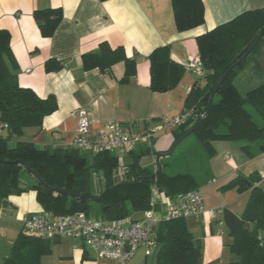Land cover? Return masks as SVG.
Wrapping results in <instances>:
<instances>
[{
  "label": "trees",
  "instance_id": "trees-1",
  "mask_svg": "<svg viewBox=\"0 0 264 264\" xmlns=\"http://www.w3.org/2000/svg\"><path fill=\"white\" fill-rule=\"evenodd\" d=\"M171 7L179 32L204 22L202 0H171ZM32 17L40 34L50 37L62 19V11L59 7L36 8ZM259 34L261 37L252 52L228 72L208 104L211 92L222 75L248 50ZM195 41L204 76L197 77L185 97L184 110L192 113L183 125L175 128L174 139L189 129L196 117L203 113V120L192 135L208 155L214 154L211 142L220 140L237 142L249 158L264 152V81L244 93L234 82L248 63L258 66L255 55L264 42V7L242 11L199 34ZM146 57L150 90L165 92L173 88L185 66L172 59L169 45L155 47ZM81 58L83 68L87 70H108L122 61L125 71L121 82H127L136 72L135 59L125 55L123 46L112 48L101 42L97 51L82 54ZM51 62H54L53 66ZM45 67L47 70H59L62 65L49 59ZM17 68L10 34L0 29V126L4 130L0 133V159L4 160L0 161V202L10 195L32 190L43 210L51 214L81 210L95 217L115 219L151 209L153 187L171 198L198 188V183L189 173L166 174L161 159V171L152 177V169L139 165L142 153L133 155L125 170L118 175L115 172L118 156L112 151L89 154L67 145L41 148L27 140L10 144V139L22 136L25 128H40L44 117L57 109L54 95L41 98L31 88L18 84ZM15 160L25 161L44 183L23 165L14 163ZM91 170L101 175L103 188L97 193L90 190ZM27 176L32 182L21 185ZM260 181L258 172L238 174L221 187L223 191H248L240 215L226 208L222 210L223 223L231 238L228 247L235 256L229 264H264V189L259 185ZM114 185L116 187L111 189ZM155 238L158 243L155 264H199L201 243L193 238L184 218L162 220L156 228ZM55 240L25 235L20 231L2 264H43L42 257L51 253Z\"/></svg>",
  "mask_w": 264,
  "mask_h": 264
},
{
  "label": "crops",
  "instance_id": "crops-1",
  "mask_svg": "<svg viewBox=\"0 0 264 264\" xmlns=\"http://www.w3.org/2000/svg\"><path fill=\"white\" fill-rule=\"evenodd\" d=\"M202 1L204 22L179 32L175 26L171 0H0V29L10 34L11 51L18 67V84L31 88L41 98L52 94L57 101V109L44 117L40 128H25L22 136L10 139V144L27 140L41 148L65 145L74 136L78 108L89 106L91 133L104 129L108 122L113 121L131 131L150 135L130 149L112 151L118 156L116 174L118 169L122 172L125 170L133 155L141 153L139 165L155 172V152L168 150L174 140L175 128H161V120L184 110L185 97L197 76L185 69L173 88L165 92L152 91L149 88V61L146 56L155 47L167 44L172 59L185 64L189 57H198L196 36L242 11L264 7V0ZM47 7L61 8L62 19L52 36L43 37L32 11ZM101 42H106L112 48L123 46L125 55L135 59V75L127 82H121L125 71L122 61L104 71L83 68L82 54L97 51ZM49 59L60 62L62 67L47 70L45 62ZM259 63L258 72L264 74ZM50 65L53 66L54 62ZM211 145L213 155H208L199 146L197 155L201 163L191 175L198 183L197 190L203 197L205 207L216 208L217 211L214 218L204 214L185 220L193 238L201 243L198 263L229 264L235 260V256L228 247L231 238L223 223L222 210L226 208L240 215L248 191H223L221 187L238 174L252 172H258L263 183L264 152L249 158L237 142L220 140L212 141ZM261 181L259 185L262 187ZM24 197L22 206L16 209L14 205L10 208L12 212H9L13 216V210L16 211L20 230L21 219L26 214L43 210L34 191L29 190ZM166 197L162 192L152 204L151 210L155 216L163 212ZM11 202L16 204L14 198ZM6 207H9L8 202ZM144 212L134 214L141 216ZM219 228L222 232L218 231ZM5 229H8L7 226L0 227V264L12 245ZM157 248L156 241L152 251L146 255L140 247L125 264H155ZM42 263L115 264L99 259L80 240L64 237L55 240L51 253L42 257Z\"/></svg>",
  "mask_w": 264,
  "mask_h": 264
},
{
  "label": "built area",
  "instance_id": "built-area-1",
  "mask_svg": "<svg viewBox=\"0 0 264 264\" xmlns=\"http://www.w3.org/2000/svg\"><path fill=\"white\" fill-rule=\"evenodd\" d=\"M184 66L197 77L204 76L199 57H189ZM89 112V106L78 108L74 136L65 145L89 154H97L130 149L143 138L150 137L148 133L131 131L113 121L108 122L104 129L91 133ZM191 113V110H184L174 116L163 117L160 127L177 128L187 121ZM2 130L0 126V133ZM118 174H122L119 169ZM152 194L153 204L162 192L153 187ZM216 211V208L205 207L201 193L195 189L174 198L167 196L164 210L158 217L151 209L141 216L128 214L115 219L95 217L81 210L58 215L40 210L29 212L21 219V232L48 239L63 237L78 239L91 248L99 259L125 264L140 247L144 249L146 255L152 251L156 244V228L162 220L196 218L204 214L214 218ZM218 231L222 232L220 228Z\"/></svg>",
  "mask_w": 264,
  "mask_h": 264
},
{
  "label": "rangeland",
  "instance_id": "rangeland-1",
  "mask_svg": "<svg viewBox=\"0 0 264 264\" xmlns=\"http://www.w3.org/2000/svg\"><path fill=\"white\" fill-rule=\"evenodd\" d=\"M255 56L257 62H260L259 64L264 69V42L258 47ZM262 81H264V74L259 73L254 64L250 62L238 73L234 82L239 91L244 93L246 90L261 83ZM198 148L199 143L196 137L190 134L176 145L172 154L161 158V162L164 165L163 171L168 175H174L177 173H193V170L199 167L201 163V160L197 155ZM24 179L25 181H22L21 185L30 184L32 182L31 178L28 176ZM261 185L264 188V182L262 183L261 181ZM89 186L93 193H97L103 188L99 172L90 171ZM28 192L29 190H26L18 195H11L7 201L9 207H3L1 203L2 214L0 218V227L7 226L8 229H5V231H8L7 238L10 239L12 243L21 230L18 221H16V211L13 210L14 213H12L13 216H11V213L9 212H12V209L10 208L14 205H16V209L21 207L22 203H24V196H26ZM12 198H14L16 204L11 202ZM225 229L227 228L225 227Z\"/></svg>",
  "mask_w": 264,
  "mask_h": 264
},
{
  "label": "water",
  "instance_id": "water-1",
  "mask_svg": "<svg viewBox=\"0 0 264 264\" xmlns=\"http://www.w3.org/2000/svg\"><path fill=\"white\" fill-rule=\"evenodd\" d=\"M260 37H261V34L258 35V37L256 38L255 42L248 48V50L244 54H242L241 57L238 58L233 64H231L230 67L228 68V70L222 75L219 83L216 84V86L213 88V90L211 92V95H210L209 100H208V104L211 103L212 97H213L214 93L217 92V90L219 89L221 83L223 82V80L227 76L228 72L230 70H232L238 63H240L241 61H243L252 52V50L254 48V45L259 41ZM203 116H204V114L197 116L195 122L193 123V125L189 129H187L183 134H181L179 137H177L176 139H174L173 142H172V144L168 148V150L162 151V152H158L156 154L155 159H154V162H155V165H156V171L152 174V177H156V175L161 171V164L159 162V159L162 158V157H165V156H168V155L172 154V152L174 151V149H175V147H176V145L178 143H180L184 138H186L187 136H189L190 134H192L196 129H198L199 126H200V124H201V122H202V120H203ZM0 161H4V160L0 159ZM14 163H20L21 165H23L32 174V176H34L38 181L44 183L36 175V173H34L28 167V165L25 163V161H23V160H15ZM135 182H138V180H136ZM122 184H124V183H122ZM115 187H116V185L112 186L111 189H113ZM56 191L65 192L64 190H56ZM68 194L71 195L72 193L68 192ZM78 196H83V195H78ZM2 205L4 207H6L7 206V201L6 200H3L2 201Z\"/></svg>",
  "mask_w": 264,
  "mask_h": 264
}]
</instances>
